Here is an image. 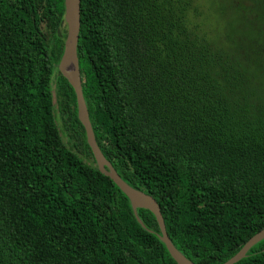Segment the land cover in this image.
I'll return each mask as SVG.
<instances>
[{
    "label": "trees",
    "instance_id": "trees-1",
    "mask_svg": "<svg viewBox=\"0 0 264 264\" xmlns=\"http://www.w3.org/2000/svg\"><path fill=\"white\" fill-rule=\"evenodd\" d=\"M248 1L210 38L197 0H79L95 144L192 264L264 228V0ZM62 17L63 0H0V264H175L154 216L95 166L57 71ZM235 264H264V239Z\"/></svg>",
    "mask_w": 264,
    "mask_h": 264
},
{
    "label": "water",
    "instance_id": "water-1",
    "mask_svg": "<svg viewBox=\"0 0 264 264\" xmlns=\"http://www.w3.org/2000/svg\"><path fill=\"white\" fill-rule=\"evenodd\" d=\"M63 23L66 28L64 49L60 60L57 64L58 73L67 81L71 89L73 90L76 103V117L84 130L85 141L90 149L92 157L95 162V166L99 173L109 178L114 185L125 195L128 199L133 214L136 209L148 210L157 223L160 235L159 241L163 244L169 257L175 262V264H192L184 259L171 245L169 239L166 236L164 225L158 211L155 202L147 195L134 190L127 186L116 175L111 166L104 160L99 152L93 137V133L88 121L87 111L84 105V101L81 94L80 80L76 59V42L79 31V0H63ZM264 239V228L251 237L240 250L228 259L223 264H235L241 260L248 250L256 243Z\"/></svg>",
    "mask_w": 264,
    "mask_h": 264
},
{
    "label": "rangeland",
    "instance_id": "rangeland-1",
    "mask_svg": "<svg viewBox=\"0 0 264 264\" xmlns=\"http://www.w3.org/2000/svg\"><path fill=\"white\" fill-rule=\"evenodd\" d=\"M235 1L236 0H232V2ZM241 1H245V4L249 7L250 3L248 0H240V2ZM196 3L198 7V13L201 15L200 19L202 20L200 24L203 26L205 23L206 26V28L203 27V30L207 32L210 38H214L216 34H221L225 29V25L230 20L231 11L229 0H197ZM227 3L229 5H227ZM200 29H202V27ZM261 63L264 66V61ZM256 76L258 82L264 83V72L261 73L258 70L256 72ZM259 93L261 92L259 91ZM57 125L60 127L58 120ZM61 138L63 142H65V138L62 134Z\"/></svg>",
    "mask_w": 264,
    "mask_h": 264
}]
</instances>
